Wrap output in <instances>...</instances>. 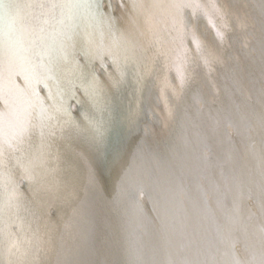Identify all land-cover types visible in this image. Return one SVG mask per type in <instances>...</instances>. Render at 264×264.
Instances as JSON below:
<instances>
[{"label":"bare ground","instance_id":"obj_1","mask_svg":"<svg viewBox=\"0 0 264 264\" xmlns=\"http://www.w3.org/2000/svg\"><path fill=\"white\" fill-rule=\"evenodd\" d=\"M198 3L177 12L169 0H139L146 52L135 55L126 21L105 18L99 0H31L47 22L19 34L18 47L0 20L5 85L9 62L28 60L49 106L29 109L19 151L3 156V264L13 243L16 264H91L90 250L96 264H264V227L248 229L264 225V0ZM115 32L130 48L119 62L106 50ZM38 50L54 60L43 57V74ZM118 63L119 75L106 72ZM84 183L104 206L93 200L91 225L83 195L73 197ZM40 199L56 217H42Z\"/></svg>","mask_w":264,"mask_h":264},{"label":"snow or ice","instance_id":"obj_2","mask_svg":"<svg viewBox=\"0 0 264 264\" xmlns=\"http://www.w3.org/2000/svg\"><path fill=\"white\" fill-rule=\"evenodd\" d=\"M171 7L179 12L183 8L199 9L198 0H169ZM29 5H25L28 7ZM36 8H44L45 5L37 4L32 5ZM44 13L40 12L39 15L35 11L25 13L24 8L21 7L20 0H0V20L4 23L5 39L10 47L19 46L17 37L21 33L32 32L41 27ZM36 59H39L37 56ZM30 63L28 60L17 63L12 60L9 62V69L7 73V81L11 87H7L4 83L5 77L0 73V105L3 110L0 111V164H2L4 153L10 149L15 148L19 151V145L30 130V111L39 105L38 93L34 85L31 84L29 69L27 65ZM14 75L24 76L25 87H20L13 82ZM18 102H21L24 107L21 110L18 108ZM24 179L28 178L26 172ZM2 212V209H0ZM2 223V221H0ZM3 234V228L0 227V236ZM19 251L18 245L13 243L9 248V260L7 264H16V261L11 259ZM3 251L0 249V264H3Z\"/></svg>","mask_w":264,"mask_h":264},{"label":"water","instance_id":"obj_3","mask_svg":"<svg viewBox=\"0 0 264 264\" xmlns=\"http://www.w3.org/2000/svg\"><path fill=\"white\" fill-rule=\"evenodd\" d=\"M104 1L106 2V6L105 7H101V0H99V7H100V10H101V13L103 14V16H105V18L106 17H111V19L113 21L117 20L118 18H122L123 20L126 21L125 23H122V24L124 26H126L127 32L130 31L134 35V38H130V39H128V42H126V43H128V45H130V47H132V51H133L134 55L137 54V53H140V52H146L145 50H142L143 45L146 43V39L144 38L143 33L142 32L139 33V31H135L134 30V27H139V19H138V14H137V12H138V7L137 6H139V0H117V5L115 6V10L114 11L111 10V7L108 5L110 3L109 0H104ZM29 2H31V0H25V3H27V5H29L27 7V13H31L29 11L30 7H31ZM133 16H136V17H134V19H133ZM48 34L50 35L49 32H48ZM115 35H116L115 36L116 37L115 44H112L113 46L110 45V47L108 49H106V50H108L107 53L109 55V57H108L109 61H114L115 60L114 62H116V61L119 62L121 58L129 57L130 48L126 45V43H124V41H122L120 39L119 35L116 32H115ZM106 50L102 49V51H106ZM125 52L127 53L126 55L124 54ZM39 55L42 57V59H41V57ZM36 56L39 57V59H38L39 60L38 61V68H39V65H40V72H41V74H43L44 73V69L41 68V62H42V66L43 65L45 66V62L42 61L43 57L46 59V62H48V60H49L50 66H51V64L53 63L54 60H53V58L49 57L47 53H42L40 50L36 51ZM102 58H103V54L101 56V60H102ZM77 62H78V60H77ZM108 66L109 67H106V69L108 68L106 70V72L110 71V72H112V74L114 76L115 75H119V73H121L120 72V64L119 63H118V65L116 67H113L111 65H108ZM32 85H34V87L36 89V92L38 93V97H39V105L37 107H35L34 109H41V110H39V112L38 111L36 112V114L40 115L43 112L42 109H46L47 107H49V106H47V98H48V96L46 95V92L41 89L42 86H43V88H45V85L42 82L36 80V81H34L32 83ZM122 88H124L123 85H122ZM21 106L24 107V105H21ZM19 110H21V109H19ZM69 132H72L73 133V137H74L75 132H73L72 130L69 131ZM77 134H79V133L77 132ZM6 167H8V166H5L4 164H2V167H1V170H0V180L2 181V183H4L3 179H4V176H5V174H2V170L5 169ZM68 169H70V168H68ZM69 173H66V175H68ZM17 177H18V175L10 176V181H12V185L14 184L13 180L15 178H17ZM38 179L40 181L42 180V183H45L44 175H42ZM56 182H58V180H55V183ZM57 185L60 186L62 189H64L65 184H63L61 181ZM81 185L83 186L82 192H80L79 194H77V192H75V196H73V197H74V200H76V199L80 198L81 195H83V196H81L83 198V200H81V206H80L81 210L80 211H81V214L84 217L88 218L86 221H88V224L91 225L94 222L97 223V216H95L93 214V212H92V209L95 208L93 200H97L96 201L97 205L101 209H103L104 206H103V203H102V199L96 194V192H95V194L93 192H91L89 186L87 184H85V183L81 184ZM85 187H87V188L85 189ZM90 187L97 188L95 185H92ZM45 189H50V188L48 186H45ZM73 197H70L69 199L71 200ZM41 200L42 199L37 200L36 202L42 203L43 201H41ZM79 201H80V199H79ZM49 207H50L49 212H50L51 209L54 212V209H55L54 204L51 205L48 202L44 201L43 205L40 208L43 211L42 212V217L47 218L46 215H48L49 217L50 216L51 217H56V214H53V212H52V214L47 212V209ZM28 211H29V214H27V217L28 218H32V215L34 214L33 209L30 208V209H28ZM25 221L26 220H22L21 217H18V220H16V221L11 220L10 224H13L14 227L17 226V228H18V223L21 222L22 225H24ZM79 221H81L82 223H86V221L81 220V217H80ZM259 221L260 220H256V222L253 224V227L250 226L248 229L249 230H250V228L258 229V230L262 229L264 227V225L256 226L259 223ZM35 223L36 222H34L33 224L35 225ZM30 226L34 227L31 223H30ZM90 252H91V250L88 252V255H90V257H89L90 263L91 264H96L99 259L96 257L95 254H93V252L92 253H90ZM39 264H42V262L40 261ZM43 264H47V263L43 262ZM220 264H221V262H220Z\"/></svg>","mask_w":264,"mask_h":264}]
</instances>
